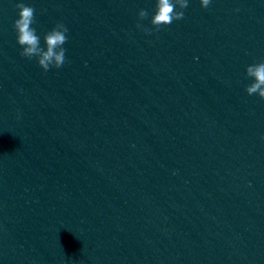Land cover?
<instances>
[{"label": "clouds", "instance_id": "obj_1", "mask_svg": "<svg viewBox=\"0 0 264 264\" xmlns=\"http://www.w3.org/2000/svg\"><path fill=\"white\" fill-rule=\"evenodd\" d=\"M211 0H200L202 7L207 8ZM15 7L18 9L17 19L13 22L16 33L17 44L21 47L20 55L27 59L35 57L40 68L47 72L50 68H61L65 63V48L67 42L68 28L63 24H57L51 31L44 35V45L41 47L40 36L32 27L35 22V10L23 2H18ZM188 7V0H155L154 13L150 23L152 29L144 28L137 24L138 28L148 34L153 29L159 31L162 26H167L184 18V9ZM238 11V10H237ZM148 17V12L141 9L138 13L139 20ZM246 77L252 82L246 86L248 95H258L264 100V61L253 63L246 67Z\"/></svg>", "mask_w": 264, "mask_h": 264}]
</instances>
